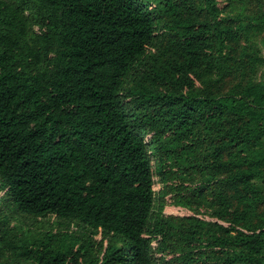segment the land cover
<instances>
[{
	"label": "trees",
	"instance_id": "16d2710c",
	"mask_svg": "<svg viewBox=\"0 0 264 264\" xmlns=\"http://www.w3.org/2000/svg\"><path fill=\"white\" fill-rule=\"evenodd\" d=\"M159 25L170 33L162 67L122 95ZM243 32L220 0H0V180L16 210L124 240L92 264H157L156 189L164 196L208 146L216 209L188 238L206 262L264 264V81L226 92L246 68ZM251 60L255 74L264 59ZM154 233L175 264L167 233ZM0 243L36 264H82L89 251L52 236Z\"/></svg>",
	"mask_w": 264,
	"mask_h": 264
},
{
	"label": "rangeland",
	"instance_id": "374dc122",
	"mask_svg": "<svg viewBox=\"0 0 264 264\" xmlns=\"http://www.w3.org/2000/svg\"><path fill=\"white\" fill-rule=\"evenodd\" d=\"M225 9V15L236 19L244 32L238 45L239 53L246 62V68L241 69L228 83L226 92L236 84L264 81V65L257 66L253 74L252 57L264 59V0H220ZM168 22V21H166ZM34 38L36 27L31 26ZM161 36L156 45L150 49L140 62L131 70L124 80L121 94L140 85L149 86V80L156 69L162 67L166 58L165 48L170 33L159 25ZM210 148L203 147L188 161V174L184 177L175 175L168 183L165 195H161L160 186L157 187V201L150 217L148 236L152 239V253L157 264H163L158 250L155 227L163 228L167 233L168 259L175 264H190L189 261L178 260L180 255H187L192 264H212L206 262L209 251H203L200 244L191 241L188 236L194 227L202 221L213 219L216 206L215 182L210 169L208 153ZM157 158L153 160L156 161ZM209 183L206 187L205 184ZM203 186H205L203 188ZM200 193L203 196H200ZM5 236L9 243L15 245H32L40 243L52 236L53 245L59 240L68 238L79 245L89 246L87 257L82 264H92L96 257L103 253L105 247L114 245L124 247L122 238L82 224L78 220L61 219L54 216L36 217L19 213L14 207L12 197L0 180V237ZM156 236V238H155ZM0 264H36L25 260L14 253L10 247L0 243Z\"/></svg>",
	"mask_w": 264,
	"mask_h": 264
}]
</instances>
